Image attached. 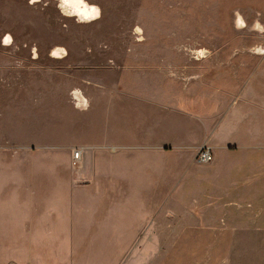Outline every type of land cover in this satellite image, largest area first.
<instances>
[{
  "label": "rangeland",
  "instance_id": "obj_1",
  "mask_svg": "<svg viewBox=\"0 0 264 264\" xmlns=\"http://www.w3.org/2000/svg\"><path fill=\"white\" fill-rule=\"evenodd\" d=\"M88 2L102 18L77 24L57 0H0V40L14 38L0 44V189L145 175L141 194L112 205L146 214L96 227L98 241L79 244V264H264V226H221L218 214L205 221L203 195L215 155L264 146V56L248 51L264 45V34L249 30L264 24V0ZM237 10L248 24L240 31ZM56 46L66 58H49ZM200 49L211 56L194 59Z\"/></svg>",
  "mask_w": 264,
  "mask_h": 264
},
{
  "label": "crops",
  "instance_id": "obj_2",
  "mask_svg": "<svg viewBox=\"0 0 264 264\" xmlns=\"http://www.w3.org/2000/svg\"><path fill=\"white\" fill-rule=\"evenodd\" d=\"M121 135L131 140L130 131L123 130ZM230 147L236 150L215 155L205 178V221L218 214L221 226L229 221L241 226L247 222L264 226V153L252 150L264 146L238 143ZM81 176L79 182L85 180L81 188L64 190L44 184L0 189V264H79V244L97 242L93 235L96 227H112L113 222H131L146 214L143 209L132 213L131 204L112 205L116 196L141 194L146 186L141 182L145 175ZM69 179L75 181L77 176L72 174ZM79 194H83V200ZM20 195L29 198L20 202L16 198ZM228 200L233 203L227 204Z\"/></svg>",
  "mask_w": 264,
  "mask_h": 264
},
{
  "label": "clouds",
  "instance_id": "obj_3",
  "mask_svg": "<svg viewBox=\"0 0 264 264\" xmlns=\"http://www.w3.org/2000/svg\"><path fill=\"white\" fill-rule=\"evenodd\" d=\"M30 6L41 3V0H28ZM48 5L44 3V7L46 8ZM56 8L59 11L60 15L71 19L75 18V23L77 24H88L94 21H97L102 18V9L98 4H91L88 0H57ZM259 16V13L257 14ZM235 20L234 26L237 31L248 28V24L244 18V16L240 13L239 10L234 12ZM250 31H256L258 33L264 34V24L260 22V19H257L253 22ZM139 31V29H137ZM0 44L4 47H11L14 44V38L10 32L5 33L2 40H0ZM35 48L33 52L35 53ZM248 51L254 55L264 56V45H254ZM68 55V50L62 46H56L54 50H50L49 58L51 59H64ZM211 56V52L207 49H200L197 51L193 58L196 60L206 59ZM34 59L37 58L35 55ZM77 107H80L78 104ZM85 107L87 104L85 103Z\"/></svg>",
  "mask_w": 264,
  "mask_h": 264
},
{
  "label": "built area",
  "instance_id": "obj_4",
  "mask_svg": "<svg viewBox=\"0 0 264 264\" xmlns=\"http://www.w3.org/2000/svg\"><path fill=\"white\" fill-rule=\"evenodd\" d=\"M200 161L204 162V163H208L211 161L212 155L210 150L208 149H203L200 151ZM74 159L78 160L80 159V153L79 152H75L74 154Z\"/></svg>",
  "mask_w": 264,
  "mask_h": 264
},
{
  "label": "bare ground",
  "instance_id": "obj_5",
  "mask_svg": "<svg viewBox=\"0 0 264 264\" xmlns=\"http://www.w3.org/2000/svg\"><path fill=\"white\" fill-rule=\"evenodd\" d=\"M111 206V205H110ZM140 215V214H139ZM107 220V219H106ZM120 249V248H119Z\"/></svg>",
  "mask_w": 264,
  "mask_h": 264
}]
</instances>
